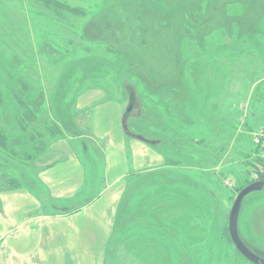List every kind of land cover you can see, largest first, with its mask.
Here are the masks:
<instances>
[{"label":"rangeland","instance_id":"obj_1","mask_svg":"<svg viewBox=\"0 0 264 264\" xmlns=\"http://www.w3.org/2000/svg\"><path fill=\"white\" fill-rule=\"evenodd\" d=\"M27 1L0 0L28 23L38 55L36 75H26L24 61L0 49V118L15 151L38 153L25 167L0 162V190L17 189L18 181L40 205L16 214L7 228L31 217L68 216L76 209L67 210L70 205L81 208L100 195L106 178L128 176L111 228L92 229L93 238L76 245L81 259L65 247L67 228L27 225L25 231L38 230L36 254L14 264H249L227 227L237 194L264 182L253 166L264 149L243 158L234 142L247 122L251 137L264 133V105L251 107L264 94V0H64L88 14L78 29ZM3 32L11 34L6 26ZM17 95L40 118L64 127L61 140L84 174L76 196L55 198L38 180V172L65 156L51 155L52 144L30 142L17 130ZM171 99L182 117L171 110ZM131 108L126 159L108 173L109 138L97 137V129L104 118L122 120ZM80 135L83 140H72ZM133 136L157 143L142 144L148 151H138L136 168ZM158 157L167 168L145 169ZM237 233L264 260V188L241 204Z\"/></svg>","mask_w":264,"mask_h":264},{"label":"crops","instance_id":"obj_2","mask_svg":"<svg viewBox=\"0 0 264 264\" xmlns=\"http://www.w3.org/2000/svg\"><path fill=\"white\" fill-rule=\"evenodd\" d=\"M131 111H127L124 118H120L118 121H112L108 118H104L102 125L97 129L96 136L103 139L106 135L109 138V144L106 145L105 150L110 151V155L106 153V165L107 172H112L114 167L121 166V162L126 159L124 157V145L123 136L128 133V129L125 125V120L131 116ZM119 112V111H118ZM118 116L120 114L118 113ZM89 118L87 117V120ZM104 128V129H103ZM130 135V134H129ZM134 141L129 143L130 148L133 150L132 166L137 167V153L138 151H148L146 147L142 144L154 146L157 143L145 142L137 136H133ZM74 141L83 140V137L74 136L72 138ZM139 141V142H138ZM53 146L49 148V153L57 154V152H62L65 158L56 159L52 164L43 168L37 174V178L43 186L49 190L48 194L51 196L62 199V198H72L76 196L81 188L82 181L84 180V174L82 173V168L79 166V160L77 159L74 150L67 144V141L60 140L52 144ZM86 152V147H82V152ZM153 155V154H152ZM155 155V154H154ZM153 155V156H154ZM157 156V155H156ZM59 160V161H58ZM155 164L150 161L147 168H167L164 163V159L158 157L155 160ZM138 172V171H137ZM125 174V173H124ZM112 175V174H111ZM117 175L112 176L111 178ZM125 176V177H124ZM128 175H123L121 177H115L108 182L106 178V184L101 190L100 195H97L92 200L86 199V205L81 206V208L75 206L74 204L67 207V210H73L68 216H59L57 218L42 217L39 219L29 218V221L18 222L13 231L7 228V223L16 219V214L22 212L24 216L35 212L38 209L39 200L38 197L32 196L23 188L17 189H1L0 190V264H14L15 261H29L34 259L37 250L38 238L34 237L35 231H25L23 228L30 225L31 228H67L65 229V234L63 232L62 240L73 256L77 259H81L82 250L78 253L76 245H85L93 237L91 234L92 229L106 230L111 228L112 225V215L116 206L120 203L122 194L127 189L126 184H122L123 177L126 179ZM131 177V175H129ZM133 178H136L134 175ZM119 188V189H118ZM75 206V207H74ZM102 210L101 212H96L95 210ZM80 215V216H79ZM97 217L95 218V216ZM65 217V218H64ZM80 217V219H79ZM40 222V223H39ZM32 224H36L32 226ZM96 227L93 228V225ZM58 228V229H59ZM23 229V231H22ZM60 237V239H61ZM80 254V255H79ZM88 256V255H87Z\"/></svg>","mask_w":264,"mask_h":264},{"label":"trees","instance_id":"obj_3","mask_svg":"<svg viewBox=\"0 0 264 264\" xmlns=\"http://www.w3.org/2000/svg\"><path fill=\"white\" fill-rule=\"evenodd\" d=\"M17 1L21 2L23 0ZM27 2L28 4L32 3L47 11L60 25L68 21H73V27H75V29H78L88 16L87 12L80 8L70 7L64 0H28ZM76 20L78 22L77 24L74 23ZM5 26L10 28L11 34L3 32ZM34 45L33 35L28 23L18 22L13 14L0 3V49L23 60L25 65L23 70L26 75H36L37 73L36 59L38 55L34 50ZM16 98L20 110L15 116V127L17 130L28 135V141H42L46 143V145H49L64 139V127L56 120L48 116L44 119L40 118L32 108L25 103L21 96L17 95ZM170 102L172 104L171 110H173V113L176 116L182 117L178 101L171 99ZM252 102H254V106L251 105V107H256L257 103H262L261 105H264V94L260 97H254ZM175 104L177 108L173 106ZM3 123V120L0 118V162L8 166L11 164V167L15 168H17V166H27L32 156L38 153V151H30L27 154L15 151L14 148L8 144V135L6 134ZM244 129V132L242 131L234 140L236 149L243 158L250 153H258L263 150L260 146H255L252 142L250 133L253 132V128L250 123H245ZM259 155L253 157V166H256L254 170L255 173L258 174L257 179L262 180L264 179V155L261 157ZM167 163L169 164V160ZM257 167H260L262 171L260 172ZM247 183L248 182H246V185ZM16 185L17 186L13 188H23V185L18 181Z\"/></svg>","mask_w":264,"mask_h":264},{"label":"water","instance_id":"obj_4","mask_svg":"<svg viewBox=\"0 0 264 264\" xmlns=\"http://www.w3.org/2000/svg\"><path fill=\"white\" fill-rule=\"evenodd\" d=\"M264 183L262 182H255L252 183L246 187H244L236 196L232 207L230 209V213L228 216V227L227 231L229 233L230 240L235 247V249L247 260L254 264H258V260L254 258V256L248 252L243 245L241 244L238 235H237V220H238V215L240 211V207L242 204L243 199L249 195L250 193L260 191L263 187Z\"/></svg>","mask_w":264,"mask_h":264},{"label":"flooded vegetation","instance_id":"obj_5","mask_svg":"<svg viewBox=\"0 0 264 264\" xmlns=\"http://www.w3.org/2000/svg\"><path fill=\"white\" fill-rule=\"evenodd\" d=\"M130 110L131 109H129V112H130ZM262 180H264V179H262ZM262 183H264V182H262ZM252 184V183H251ZM250 185V184H249ZM248 186V185H247ZM264 188V185H263V187H262V189ZM261 189V190H262ZM229 234V233H228ZM237 235H238V233H237ZM229 236V235H228ZM238 238H239V235H238ZM229 239H230V237H229ZM239 240H240V242H241V244L243 245V247L248 251V252H250L253 256H254V258H256V260H258V264H264V260L261 258V257H259L255 252H253L243 241H241V239L239 238ZM231 242V241H230ZM231 244H232V242H231ZM233 245V244H232ZM233 248L235 249V247L233 246ZM235 251L239 254V256L243 259V260H245L246 262H248L249 264H254V263H252V262H250L249 260H247L245 257H243L236 249H235Z\"/></svg>","mask_w":264,"mask_h":264},{"label":"built area","instance_id":"obj_6","mask_svg":"<svg viewBox=\"0 0 264 264\" xmlns=\"http://www.w3.org/2000/svg\"><path fill=\"white\" fill-rule=\"evenodd\" d=\"M263 134V136L261 135ZM264 137V133H261L260 134H256V135H253L252 136V141L255 145L257 146H260L262 149H264V140H262L261 138ZM262 141V142H261ZM261 143V144H260Z\"/></svg>","mask_w":264,"mask_h":264},{"label":"bare ground","instance_id":"obj_7","mask_svg":"<svg viewBox=\"0 0 264 264\" xmlns=\"http://www.w3.org/2000/svg\"><path fill=\"white\" fill-rule=\"evenodd\" d=\"M246 199V197L243 199V201ZM243 201H242V203H243Z\"/></svg>","mask_w":264,"mask_h":264}]
</instances>
